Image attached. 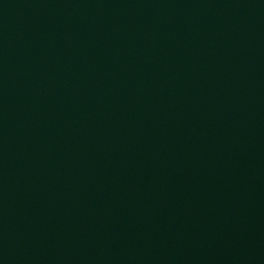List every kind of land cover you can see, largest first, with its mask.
<instances>
[{"label":"water","instance_id":"1","mask_svg":"<svg viewBox=\"0 0 264 264\" xmlns=\"http://www.w3.org/2000/svg\"><path fill=\"white\" fill-rule=\"evenodd\" d=\"M0 264H264V0H0Z\"/></svg>","mask_w":264,"mask_h":264}]
</instances>
